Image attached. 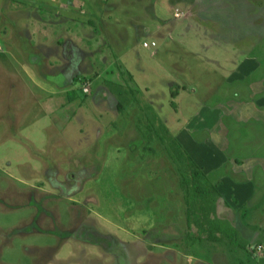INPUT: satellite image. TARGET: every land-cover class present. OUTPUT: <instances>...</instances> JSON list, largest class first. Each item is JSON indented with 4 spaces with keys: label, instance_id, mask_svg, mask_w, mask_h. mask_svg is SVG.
I'll return each mask as SVG.
<instances>
[{
    "label": "rangeland",
    "instance_id": "obj_1",
    "mask_svg": "<svg viewBox=\"0 0 264 264\" xmlns=\"http://www.w3.org/2000/svg\"><path fill=\"white\" fill-rule=\"evenodd\" d=\"M3 2L0 10L7 14ZM109 3L121 20L112 31L121 47H105L111 38L90 23L92 29L80 31L67 18L52 23L55 16L42 12L45 20L38 23L26 1L17 8L25 13L10 12V23L16 30L29 29L26 37L33 42L76 44L74 62L60 67L69 69L68 77L75 75V97L68 99L69 78L57 76L54 93L43 94L50 88L24 56L15 65L19 74L4 72L8 64H0V264H213V252L227 254L233 246L223 234L207 237V212L220 228L242 218L251 229L237 234L241 248L227 255H234V264H264L261 196L250 209L246 191L232 186L234 195L223 192L231 197L228 203L220 191L203 205L205 211L200 199L188 204L166 142L146 135L153 125L165 140L174 138L220 186L223 174L207 164L203 168L200 156L219 153L229 156V163L242 156L220 152L213 142L200 149L187 144L188 138L197 139L196 123L211 125L222 118V110L213 112L218 98L211 99L218 90V108L249 99L239 106L251 105L255 113L245 116L250 120L235 126L234 133L247 139L245 155L264 156V0ZM151 41L157 43L154 48L142 46ZM223 78L233 86L215 89ZM170 81L184 95L171 96ZM188 100L195 101L189 109ZM116 101L127 108L118 120ZM215 130L230 135L219 126ZM252 178L264 197V168Z\"/></svg>",
    "mask_w": 264,
    "mask_h": 264
},
{
    "label": "crops",
    "instance_id": "obj_2",
    "mask_svg": "<svg viewBox=\"0 0 264 264\" xmlns=\"http://www.w3.org/2000/svg\"><path fill=\"white\" fill-rule=\"evenodd\" d=\"M3 1L4 0H1V6L4 7L5 5H4ZM6 1H7V5H8L7 10H9V11H7V14H6V9L0 10V64H2V65L6 64V63L8 64L5 67H3L4 72H6V73L8 72L9 74H19V73H21V71H17L16 70L17 67L15 68V65L18 63V61L21 60L20 57H22V56L26 57L28 64H32L35 66V69H33V72H35L37 74H41L43 84L48 85V87L50 88V90H43L42 88H44V85L37 81V86H38L39 90L42 89L43 91H45L43 94L49 95V94L54 93V90H52V88L54 85L55 86L57 85L56 76L58 78H63V80L65 78L68 80V78H69V81H68L69 85H68L67 89H69V90L73 89L72 88L73 87V80H74L73 78H75V75L73 74L74 76L70 75L68 77L67 75L70 74L69 69L67 68L66 71H63L61 69L62 71H60V67H61V65L65 64V63L69 64V63L74 62V59H73V61H71V60L73 58V55L76 56V51H75L76 44L73 43V45H72L71 44L72 40H66L65 43H63V44H62V42H58V40H56V41L51 40L50 42H43V41H41V42L34 41L33 42L32 38L27 39V37H26L29 29H25V28L20 26V28H18L16 30V28L14 27L15 24L10 23V19L12 18L11 15L13 13L12 11L14 9L15 12L18 11L21 14L25 13L22 9H17V8H23L25 1L29 5L32 6V9H34V13H33L34 17L33 18L35 19V21H38V23L45 20L43 17L40 16L39 13H41V12H42V15L53 14L55 16V18L53 19L52 23L56 22L58 18H59V20H61L62 18H67V21H69L70 23L75 25V28L80 29V31H84L86 28L91 27L89 25V23H90L93 25L94 30H97V28H98V32L100 34H102L104 31L106 33V35H108L109 38H111V39H108V38L105 39V41H107V43L104 42L105 47H109L112 45L120 46V44L116 42L117 40H116L114 33L112 31L116 30V26L120 25L121 20H119L117 18V16H116L117 11H114L115 7H114V5L109 3L110 0H24L19 5H16V3L13 2V0H6ZM98 8H100V9H98ZM10 12H12V13L10 14ZM8 14H10V15H8ZM94 18H95V20H93ZM129 22L132 23V20H130ZM95 24H98V25L95 26ZM7 26L14 28L15 31L7 32ZM42 26H44V25H42ZM89 29H92V28H89ZM17 31H21L22 33L20 34ZM137 35H138V33H134L132 36L134 38H137ZM137 39H140V38L138 37ZM137 39L135 40L133 45H135L137 43ZM156 45H157V43L151 47L154 48ZM142 46H143V44H142ZM14 47H15V49H12ZM70 48H72L71 51H70ZM145 48H149V46L145 47ZM155 53L158 54V52H155ZM150 54L153 55L152 53H150ZM34 63H36V64H34ZM247 64H245V65H247ZM20 68L23 69L22 71L24 72V74H28V76L31 77L29 75V74H31L30 71L24 70L26 68H23V67H20ZM177 69L181 71L182 66L177 68ZM58 70H59V72H57ZM55 72H57V73H55ZM57 74H61L62 77L58 76ZM181 76H182V74H181ZM71 77H73V78L71 79ZM30 81H32L34 83L33 79H30ZM260 81L261 80L259 78L258 82H260ZM167 84H168L167 85L168 88L170 89L171 96H172V92H175V96L184 95L177 86L172 85L173 84L172 81H170V83L167 82ZM232 84H233V80H226L225 78H223L222 81L220 80L219 84H217L215 89L216 88L220 89V87H223V86L232 87L233 86ZM260 84L261 83H254L251 85L253 87V86H258ZM260 86H262V84ZM252 87H250V89L248 90L250 93H251ZM184 88L185 87H182V89H184ZM217 91H216V93H217ZM14 93L15 92L12 91V95ZM216 93L214 92L213 95H215V96L212 95V98H211V99L218 98L215 100L217 102L216 103L217 105H215V108L213 107V109H214L213 112L219 111V109L222 110L221 111L222 112V118L223 119L226 118V119H228V121L224 122L222 118L221 119L219 118L221 116L218 115V121L211 123V125L207 124V123L203 124L202 122H200L198 124L196 123L197 125L195 124L194 126H200L197 128V130L199 132L194 131L192 133L196 136L197 139H193V138L189 139L188 138L187 142H189V143H187V144H190V143L196 144L198 146V148L200 149L201 144H203L204 142H206V141L207 142H213L216 144H220L217 146V149H219L220 152H223V153L224 152L225 153L232 152L233 155L242 156L243 158L242 157L238 158L239 161L233 159L232 160L233 163H229V161H228L229 156H227L226 158H223L220 156L219 153H217V154L212 153L207 157L203 156V154H202L200 156V158L199 159L197 158V159H198L199 164H202L203 168L207 164V167L209 165V168L213 169L214 171H217V173L223 174V178L221 179L222 180L221 185L215 186V188L217 189L219 194L221 191V194H222L221 196L224 199V201H226L228 203L229 202L228 198H231V197L227 198V196L223 192L227 191V193L234 195V192L231 191L230 188L232 186H235L237 188H240V189L246 191L245 200H248L250 198L249 203H248L250 205V209H252L253 202L256 201V199L259 196H261L260 204L263 205L264 197H262V191L260 192V190H256L257 182L256 183L254 182L252 175H253V172L255 173V170H257L258 173L262 172V170L264 168V156L259 155V156L252 157L251 155H245L246 153H245L244 147H245V143H246L247 139L243 140L242 136H240V135L237 136L234 133V130H235L234 127L238 126L240 124V122L241 123L248 122L250 120V117H245V116H252L253 113H255V112L253 111L251 105L249 107H247L246 109H244V107L239 106V104H243V102L249 101V99L245 100L246 99L245 97H240L242 99V101L241 100L237 101L232 106L218 108L220 105L218 103L220 101H222V97H220V95L217 96ZM260 93H261V91H260ZM41 94L42 93L40 92V94L38 93L35 96H38ZM258 94L259 93L255 94V95H258ZM13 97L15 98V96H13ZM154 99H156V96ZM208 99H209V97H207L206 101H208ZM191 102L195 103L194 100H188V103H187L188 105H186L187 109L191 108V105L189 104ZM151 103L152 102H150V104ZM157 103H158V101H157ZM121 104H122L121 102L116 101V104L114 105L115 110L117 112L116 113V117H117L116 120H118L120 118V112H124L127 110V108H125L124 105L123 104L121 105ZM247 105H249V104L247 103ZM151 106H153V105L151 104ZM132 110L134 111V113H135V110L138 111V109L136 107H135V110L133 108H132ZM202 110H204V109H202ZM240 118H241V120H238ZM200 121H203V119H201ZM217 126H219V128L223 131H230L229 132L230 135L228 136V134H227L228 132H222L221 133V132L215 130V127H217ZM228 127H229V129H228ZM182 131H184V130L182 129ZM185 131H187V130H185ZM200 131H201V133H200ZM186 134H187L186 136H188L187 132H186ZM218 138H221V141L218 142ZM190 145H192V144H190ZM231 149H232V151H231ZM227 154H229V153H227ZM239 156H236V158ZM249 158H251V159H249ZM240 161H242V162H240ZM243 175L245 176V181L240 178V176H243ZM226 185H227V189H225ZM262 207H264V205ZM227 219H229V218H227ZM229 222L231 223V227L235 231V233H234L235 234L234 235L235 236L234 237L235 243L231 244L233 247L231 248V250L227 254H223L222 250H218L217 252H213L215 254V261L213 264H234L233 261H231V259L234 258V255L231 257L227 256V255L232 253L233 250L235 249V247L241 248V245L239 243L240 241H238V238H237L238 237L237 234L239 232H242L243 230H251L243 224L242 218L240 219L239 223L237 222V220H235V221L233 220V223H232L230 221V219H229ZM252 230H254V229H252ZM250 245H253V244H248V246H250ZM225 256H226V258H224Z\"/></svg>",
    "mask_w": 264,
    "mask_h": 264
},
{
    "label": "trees",
    "instance_id": "obj_3",
    "mask_svg": "<svg viewBox=\"0 0 264 264\" xmlns=\"http://www.w3.org/2000/svg\"><path fill=\"white\" fill-rule=\"evenodd\" d=\"M71 94V95H70ZM67 95H69L68 99H74V90H69L67 92ZM172 95H175V92H172ZM72 99V100H73ZM122 105V104H121ZM153 122V121H152ZM154 124V123H153ZM148 132H146V135L149 136V140H151L150 137H152V133L158 137L163 139L167 146L165 149L167 152L170 154V156L177 162V171L178 175H180V186L182 187L184 191V197L185 201L188 204H191V201H195L196 199H200L201 202L198 204L201 205L203 210L205 211V208L203 205H209L212 200L214 195H219L217 189L215 186L212 184V182L208 179L207 176L202 172V170L199 168L197 164L192 160L190 155L183 150L181 144L176 141L174 138L165 140L163 136H160L156 130L153 128V125L147 127ZM162 140V141H163ZM183 164H179V163ZM181 165L183 168L180 169ZM215 206H213L214 208ZM217 207V206H216ZM189 209H192L190 207ZM214 212V211H213ZM214 214V213H213ZM204 219L208 223V228H207V237L211 239H217L219 237V234H223L227 237L228 243L234 244L235 239H234V229L230 226L227 225L225 227H219L216 224V217L209 215V212L207 214L205 213ZM218 223V221H217ZM218 235V236H217Z\"/></svg>",
    "mask_w": 264,
    "mask_h": 264
},
{
    "label": "built area",
    "instance_id": "obj_4",
    "mask_svg": "<svg viewBox=\"0 0 264 264\" xmlns=\"http://www.w3.org/2000/svg\"><path fill=\"white\" fill-rule=\"evenodd\" d=\"M156 43L154 42V41H151L150 43H148V42H143V45L145 46V47H148V46H154Z\"/></svg>",
    "mask_w": 264,
    "mask_h": 264
}]
</instances>
